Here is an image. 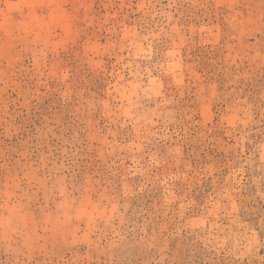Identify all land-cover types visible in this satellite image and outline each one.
Here are the masks:
<instances>
[{
    "label": "rangeland",
    "instance_id": "obj_1",
    "mask_svg": "<svg viewBox=\"0 0 264 264\" xmlns=\"http://www.w3.org/2000/svg\"><path fill=\"white\" fill-rule=\"evenodd\" d=\"M0 264H264V0H0Z\"/></svg>",
    "mask_w": 264,
    "mask_h": 264
}]
</instances>
